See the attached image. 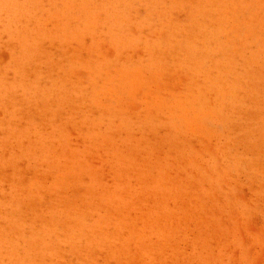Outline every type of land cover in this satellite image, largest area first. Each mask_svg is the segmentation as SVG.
I'll return each mask as SVG.
<instances>
[{
    "label": "rangeland",
    "instance_id": "1",
    "mask_svg": "<svg viewBox=\"0 0 264 264\" xmlns=\"http://www.w3.org/2000/svg\"><path fill=\"white\" fill-rule=\"evenodd\" d=\"M0 264H264V0H0Z\"/></svg>",
    "mask_w": 264,
    "mask_h": 264
}]
</instances>
